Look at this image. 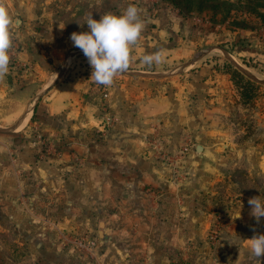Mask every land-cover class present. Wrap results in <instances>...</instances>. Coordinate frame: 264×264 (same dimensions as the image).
I'll list each match as a JSON object with an SVG mask.
<instances>
[{
  "label": "crops",
  "instance_id": "1",
  "mask_svg": "<svg viewBox=\"0 0 264 264\" xmlns=\"http://www.w3.org/2000/svg\"><path fill=\"white\" fill-rule=\"evenodd\" d=\"M7 5L14 23L0 82V264H258L247 240L264 235V217L251 215L252 197L232 174L264 178L263 108L254 110L255 133L233 142L237 95L208 65L170 83L120 74L98 85L70 39L89 31L87 18L70 20L82 5L96 9L97 21L135 5L145 28L128 70L141 73L190 58L211 31L162 1ZM158 50L163 63L142 62ZM83 235L93 250L70 243Z\"/></svg>",
  "mask_w": 264,
  "mask_h": 264
},
{
  "label": "rangeland",
  "instance_id": "2",
  "mask_svg": "<svg viewBox=\"0 0 264 264\" xmlns=\"http://www.w3.org/2000/svg\"><path fill=\"white\" fill-rule=\"evenodd\" d=\"M158 1H162L179 13V10L170 3V0ZM108 6L104 5L102 8L106 10ZM61 8L64 7L61 6L55 9L61 10ZM260 11L264 13V9H260ZM95 13L96 9L94 7L88 5L77 7L76 15L71 18L70 25L76 26L80 22V18H87L89 14L93 16ZM178 15L193 25L210 30L212 37L206 38L202 44L198 45L190 58L176 60L157 71V73H145L146 75H164V78L146 80L156 83H170L169 81L173 79H180L181 75L184 77L188 71L206 65L218 74L228 77L237 95L236 106L239 108V111L234 113L236 115H233L230 119L233 124L231 130L232 141H245L255 133L256 118L254 110L261 107L264 111V57L261 58L255 54L264 47V17L259 18L236 12L226 19H222L219 15L213 16L209 11H192L183 16ZM241 50L244 52L250 51L253 54L251 56H241L239 54ZM239 67L255 80L245 75ZM127 77L136 78L133 76ZM234 82L239 87L235 86ZM232 179V182L240 191L245 192L250 197L259 196L264 202V178L260 175L252 176L244 169H236L232 174ZM217 187L218 189H224L223 182L218 183ZM221 219L223 218L218 217L216 219L212 231L213 237L223 227V225H219L218 229V224L222 222ZM217 239L218 237L211 241L215 243Z\"/></svg>",
  "mask_w": 264,
  "mask_h": 264
},
{
  "label": "clouds",
  "instance_id": "3",
  "mask_svg": "<svg viewBox=\"0 0 264 264\" xmlns=\"http://www.w3.org/2000/svg\"><path fill=\"white\" fill-rule=\"evenodd\" d=\"M13 23L7 0H0V82L9 73ZM86 24L88 32H73L70 39L88 59L92 68L90 79L98 85L111 86L118 75L129 69L133 60L132 47L138 43L145 28L140 9L129 5L122 14L105 13L98 21L89 14ZM163 59V50H158L144 55L142 62L151 66L153 63H163ZM248 203L252 206L251 215L259 222L260 217H264V202L256 196L249 199ZM239 216L240 212L237 218ZM247 242L250 255L260 264L258 258L264 255V235H254Z\"/></svg>",
  "mask_w": 264,
  "mask_h": 264
},
{
  "label": "trees",
  "instance_id": "4",
  "mask_svg": "<svg viewBox=\"0 0 264 264\" xmlns=\"http://www.w3.org/2000/svg\"><path fill=\"white\" fill-rule=\"evenodd\" d=\"M170 3L179 10L178 14L182 16L192 11H209L213 16L219 15L222 19L236 12L259 18L264 17V13L260 11L264 9V0H170ZM234 84L239 87L236 82Z\"/></svg>",
  "mask_w": 264,
  "mask_h": 264
},
{
  "label": "water",
  "instance_id": "5",
  "mask_svg": "<svg viewBox=\"0 0 264 264\" xmlns=\"http://www.w3.org/2000/svg\"><path fill=\"white\" fill-rule=\"evenodd\" d=\"M237 67H238V65H237ZM182 69H184V67H182ZM239 69H240V67H239ZM240 70L243 71V73L245 75H247L249 78L255 80L251 75H249L248 73H246L244 70H242V69H240ZM122 75L133 76V77L141 78V79H161V78H164V75H156V74H148V75H146L145 73L136 72V71H132V70H127V71L123 72ZM20 122L17 125H15L14 127L10 128V130H15L19 126ZM0 131H5V130L0 129ZM6 131H8V130H6ZM200 151H201V146L197 145L196 152L199 153Z\"/></svg>",
  "mask_w": 264,
  "mask_h": 264
},
{
  "label": "built area",
  "instance_id": "6",
  "mask_svg": "<svg viewBox=\"0 0 264 264\" xmlns=\"http://www.w3.org/2000/svg\"><path fill=\"white\" fill-rule=\"evenodd\" d=\"M154 3H157L158 0H153ZM70 243L75 246L78 250H93L96 246V243L94 240L89 239L87 236H78L73 238Z\"/></svg>",
  "mask_w": 264,
  "mask_h": 264
}]
</instances>
